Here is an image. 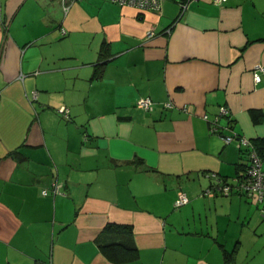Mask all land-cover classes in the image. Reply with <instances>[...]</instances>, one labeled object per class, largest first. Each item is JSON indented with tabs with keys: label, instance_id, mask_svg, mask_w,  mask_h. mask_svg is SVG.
<instances>
[{
	"label": "crops",
	"instance_id": "crops-1",
	"mask_svg": "<svg viewBox=\"0 0 264 264\" xmlns=\"http://www.w3.org/2000/svg\"><path fill=\"white\" fill-rule=\"evenodd\" d=\"M180 1L0 0V264H264V201L206 193L264 138V0Z\"/></svg>",
	"mask_w": 264,
	"mask_h": 264
},
{
	"label": "built area",
	"instance_id": "built-area-1",
	"mask_svg": "<svg viewBox=\"0 0 264 264\" xmlns=\"http://www.w3.org/2000/svg\"><path fill=\"white\" fill-rule=\"evenodd\" d=\"M76 0H60L62 3L64 11H66L70 4L75 2ZM121 5H131L139 10H154L157 11L160 9L161 3L163 0H111ZM189 0H181L179 2L180 5V14L186 7V3ZM221 1V0H215ZM62 33L65 31L61 28ZM153 32H147V38H151L153 36ZM261 73H264V65H257L253 71V79L255 82H259L261 80ZM167 107H171L172 104L170 101L165 102L164 104ZM139 106L144 109L152 108V103L149 99L144 98L140 100ZM227 108L224 106L220 107V111L218 112L217 117L215 120L212 121V125L210 126L211 132L219 131V124H218V117L220 115H226ZM204 117H207L206 115ZM223 138L226 143L236 141L238 147L245 149V155L247 158V162L244 166L243 171L234 176L232 180L228 181V179H224L218 177L213 174V177L216 179V184L208 187L206 193L220 191L224 194H230L232 192L245 194L247 196L254 197L257 201L262 202L264 201V168H262V161L256 149L254 147L253 142H251L248 138L245 137H238L233 134L231 135H223ZM53 192H59L57 185L56 188L53 189ZM43 194H46V190L42 191ZM189 200L186 193L180 191L178 192V196L174 201V206L178 207L182 204L187 203Z\"/></svg>",
	"mask_w": 264,
	"mask_h": 264
},
{
	"label": "trees",
	"instance_id": "trees-1",
	"mask_svg": "<svg viewBox=\"0 0 264 264\" xmlns=\"http://www.w3.org/2000/svg\"><path fill=\"white\" fill-rule=\"evenodd\" d=\"M185 1V0H184ZM254 147L256 152L262 159H264V138L254 141ZM245 152V151H244ZM244 169V168H243ZM227 179V178H226ZM108 229L121 232H131L130 225H121V224H109ZM106 227V228H107ZM101 248L105 255L112 261L116 263H122L130 261L137 256V248L133 243L125 242H110L106 244H101Z\"/></svg>",
	"mask_w": 264,
	"mask_h": 264
}]
</instances>
